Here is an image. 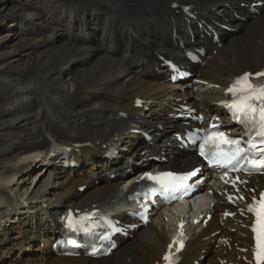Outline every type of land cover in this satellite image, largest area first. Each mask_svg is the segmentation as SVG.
I'll use <instances>...</instances> for the list:
<instances>
[{"label": "bare ground", "instance_id": "bare-ground-1", "mask_svg": "<svg viewBox=\"0 0 264 264\" xmlns=\"http://www.w3.org/2000/svg\"><path fill=\"white\" fill-rule=\"evenodd\" d=\"M258 1H2L0 15L10 16L5 28L13 32L0 30L6 94L0 98V259L39 243V259L22 264H158L178 231L185 242L178 264L204 256L205 264H252L241 249L251 246L246 211L249 197L264 187L258 176L237 185L238 192L216 180L203 184L191 217L155 209L151 221L128 232L131 238H119L107 257L56 255L51 244L62 208L106 210L129 227L135 222L125 197L143 171L194 166L192 153L173 140L182 128L176 116L182 104L219 114L214 103L234 77L264 69V0ZM197 46L205 49L202 63H188L184 52ZM161 58L181 63L191 76L169 83ZM53 145L67 146L78 166L58 167L65 158L49 157ZM112 148L122 157H107ZM42 153L43 161L34 162ZM11 175H18L17 184L10 185ZM52 178L62 181L54 188Z\"/></svg>", "mask_w": 264, "mask_h": 264}, {"label": "snow or ice", "instance_id": "snow-or-ice-1", "mask_svg": "<svg viewBox=\"0 0 264 264\" xmlns=\"http://www.w3.org/2000/svg\"><path fill=\"white\" fill-rule=\"evenodd\" d=\"M251 76L252 74L245 73L236 79L228 89L233 99L230 103H225L233 118L237 119L246 128V134L249 136L246 142L247 147L242 146L241 139L228 138L223 132H216L206 136L200 145V155L208 159L211 164L221 167L231 166V170H239L237 166L241 160H247V163L253 168H264V155H261L259 159L248 157V153L253 149L264 153V148L258 149L255 142L256 138L259 137L260 143L264 144V82L254 84L250 80ZM255 76L261 77L264 76V73H256ZM210 143L212 147L206 152L205 146ZM221 145H228L227 151ZM193 175H195V172L184 175L160 173L155 176L147 173L145 177L159 186L158 188H149L152 194H156L158 191L166 193L183 187L184 181ZM225 182L227 183L228 181ZM239 198L243 199V197ZM247 210L255 216L252 231L256 234L257 240V264H264V192L259 193V198L256 196L251 198ZM84 219H88V217H84ZM180 246L183 247L182 241ZM164 259L171 264L172 258L169 255H166Z\"/></svg>", "mask_w": 264, "mask_h": 264}, {"label": "rangeland", "instance_id": "rangeland-1", "mask_svg": "<svg viewBox=\"0 0 264 264\" xmlns=\"http://www.w3.org/2000/svg\"><path fill=\"white\" fill-rule=\"evenodd\" d=\"M2 1H4V0H0V3H2ZM19 1H25L26 2V0H19ZM24 15V14H23ZM25 16V15H24ZM10 16H7V17H4V15H0V30L2 31L1 32V35H4V34H6V33H12L13 32V30H11V28H9V29H7V28H5V26H7V24H9V18ZM17 25H18V23H16ZM16 24H14V27L13 28H15V26H16ZM60 33H62V32H60ZM63 37V36H62ZM47 43L46 44H53V42L54 41H46ZM88 57V56H87ZM0 62H1V60H0ZM76 65H81L82 64V59L81 60H78V61H76V63H75ZM1 65V64H0ZM64 84H65V86H66V88L68 89V90H71V88H70V86L66 83V81L64 82ZM182 89V88H181ZM5 89H3L2 87H1V85H0V98L2 99V98H4L5 96H6V94H5V91H4ZM182 91H185L184 89H182ZM190 91H191V93H193L194 92V90H192V89H190ZM193 91V92H192ZM189 96H191V95H189ZM62 181V178H52L51 180H50V185L52 186V187H54L55 188V186H57L60 182ZM29 185H31L30 184V179L29 180H27L26 181V184H25V187H26V189L28 188L29 189ZM95 185H97V182L95 183ZM49 197H51V195H49ZM39 199L41 200L42 198L41 197H39ZM39 247H40V244L39 243H35V244H33V245H30V246H28L27 248H25V250H24V252L22 253L23 255H19V257L17 256V249H14L13 251H12V253L9 255V256H5V255H3L2 257H1V259H0V264H7V262H9L10 260H12V259H15V258H19V264L21 263H24V262H32V263H34L33 261H37L39 258H38V256H40L41 254H40V252H39ZM28 249V250H27ZM23 257H25L24 259H23ZM205 259H207V256H205L202 260H201V262H200V264H205V262H206V260Z\"/></svg>", "mask_w": 264, "mask_h": 264}]
</instances>
